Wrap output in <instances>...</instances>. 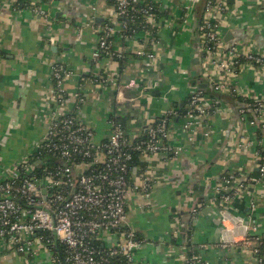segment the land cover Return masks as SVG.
Masks as SVG:
<instances>
[{
	"label": "crops",
	"instance_id": "1",
	"mask_svg": "<svg viewBox=\"0 0 264 264\" xmlns=\"http://www.w3.org/2000/svg\"><path fill=\"white\" fill-rule=\"evenodd\" d=\"M30 2H38L50 19L35 16L26 7ZM156 5L161 8L154 29L159 40V63L158 68H146L129 51L137 44L135 37L141 36L138 32L130 40L115 39L112 53L123 55L117 63L110 56L92 63L98 47L93 29L113 20L110 8L97 0H0V154L2 148L10 153L0 162V178L46 134L54 64L73 72L64 82L67 103L63 109L72 111L78 104L77 116L94 130L95 141L108 136V113L122 121L128 135L143 136L144 127L167 109L186 107L192 92L189 74L194 67L197 79H201L198 65L193 63L198 48L192 35L201 15L200 5H192L189 0H161ZM96 18L101 21L96 22ZM214 20L220 25L223 39L227 32L232 35L224 41L225 46H249L264 57V0H228V10ZM261 68L244 64L230 79L243 101L260 99L264 103ZM107 69L116 78L118 89L93 81L94 71L103 73ZM141 73H145L143 82ZM131 82L137 87L126 88ZM114 89H121L126 98L115 100ZM80 95L82 103H78ZM222 108L217 114L202 117L193 131L175 122L169 141L184 151L176 157L160 154L151 158L149 172L156 178L151 206H127V222L144 240L136 251L135 264H183V257L165 256L175 212L185 214L192 244L186 250L198 254L206 264H256L238 243L246 227H255L264 237V178L245 184L225 204L211 205L208 199L223 176L231 175L239 182L259 177L257 166L264 156V108L253 127L238 122L234 106L225 103ZM194 207L200 210L190 223L187 214ZM225 241L228 247L222 248ZM0 248V264H49L47 253L29 262Z\"/></svg>",
	"mask_w": 264,
	"mask_h": 264
},
{
	"label": "built area",
	"instance_id": "2",
	"mask_svg": "<svg viewBox=\"0 0 264 264\" xmlns=\"http://www.w3.org/2000/svg\"><path fill=\"white\" fill-rule=\"evenodd\" d=\"M97 1L106 6L108 0ZM160 1L114 0L110 7L107 6L113 20L93 29L98 47L92 55V63L96 64L106 56L117 63L123 55L112 53L113 43L117 37L130 40L132 35H126V32L136 25L142 29L141 36L135 37L137 44L129 51L143 61L146 68H158L156 50L159 40L146 27L155 28V20L159 17L154 4ZM189 1L192 5L200 2ZM137 2L143 6L135 8L133 5ZM26 7L45 21L50 19L38 2H30ZM92 9L97 10L96 7ZM227 10L228 0H205L202 6L204 19L196 45L202 82L221 95L237 97L239 90L230 79L236 77L244 64L264 68V57L250 50L249 46H225L220 25L214 17ZM144 74H140L141 80ZM50 76L54 86L46 134L30 153L7 167L0 178V246L29 262L47 253L49 264H135L136 251L144 240L129 226L127 206L131 203L141 209L151 206L156 186V178L149 172L151 158L160 154L176 157L184 151L180 146L173 147L169 141L175 122L179 121L182 129L192 128L193 131L202 117L219 113L224 110L223 105L219 100L209 99L203 90L192 89L184 114L179 107L167 109L156 121L144 127L143 136L128 135L121 120L114 113H108V136L95 141L94 130L77 116L79 105L72 111L63 109L67 103L64 82L73 76L72 70L54 64ZM91 76L98 84L109 83L118 89L116 78L109 69L103 73L94 71ZM125 87L133 89L137 84L131 82ZM115 95V100L126 98L121 89L115 90ZM81 97L77 98L78 103H82ZM263 108L262 100L245 99L237 110L238 122L256 126ZM39 151L57 160L55 166H41L42 176L35 173L29 163L31 156ZM133 154L144 163V168L132 167ZM257 170L258 178L249 177L244 182L231 175L220 178L209 196V203L225 204L245 184L257 183L264 178V156ZM189 213L190 223H193L199 209L194 207ZM172 221L169 241L165 243L166 258L183 257V264H206L195 252L170 242L179 235L178 212L172 215ZM246 228L238 244L253 256L256 264H261L264 237L257 234L255 227ZM221 246L226 248L228 243L225 241ZM2 252L0 248V257Z\"/></svg>",
	"mask_w": 264,
	"mask_h": 264
},
{
	"label": "trees",
	"instance_id": "3",
	"mask_svg": "<svg viewBox=\"0 0 264 264\" xmlns=\"http://www.w3.org/2000/svg\"><path fill=\"white\" fill-rule=\"evenodd\" d=\"M113 2H114V0H108L105 3H106V6L110 7L113 4ZM156 4H158V3L154 4V7H155L154 10H155V13L158 14V12L160 13L161 8L158 7L159 5H156ZM133 6L135 8H139L140 6H143V4L140 3V2H137ZM200 7H199L200 12H201L200 18L197 19V21H195V23L193 25V29H192V35L194 37L195 44H197V38H198V35H199V30H200L201 25L203 24V19H204L202 6H200ZM195 11L196 12L198 11V7H195L194 12ZM146 29H148L150 34L154 36V31H155L154 27L151 28V27L147 26ZM141 30L142 29L138 28L136 25H132L131 28L126 32V35L130 36V35H132L133 33H136V32L141 33L142 32ZM197 57L200 58L198 52H197ZM119 65H120V63H119ZM203 91H204L203 93L205 94V96H207L209 99L219 100L221 105H225V103H229V105H232L235 108L239 109L244 104V101L241 99V97H238V96L237 97H228V96H225V95H221V94L215 92L210 86H207V88L205 90H203ZM187 104H188V100H187ZM187 104H186V107H187ZM186 107L185 108L184 107L180 108V112L182 114L185 113ZM249 117H251L250 114H249ZM121 123H122V121H121ZM29 163L33 167V171L35 173H37L38 175L42 176V170H41L42 167L41 166L42 165L43 166H50V167L55 166V165H57L56 164L57 160L54 159L53 157L49 156L48 154H45V153L39 151V152H35L31 156V158L29 160ZM132 167H135V168H141L142 167V168H144V163H140L138 161V156L136 154L135 155L133 154ZM184 215L185 214L182 213V215L180 217L179 226H178V231H179L178 237L170 239V242L174 246L179 247L181 249L182 248H186L187 249V247H189V245H190V242H189V228L186 225V222H185V219H184ZM263 244H264V242H263ZM263 244L261 246V253H260L261 257H264ZM95 246H97V247H99L101 249H104V247L101 246L100 244H96ZM188 255H189V253H188ZM261 264H264V260L262 261Z\"/></svg>",
	"mask_w": 264,
	"mask_h": 264
},
{
	"label": "water",
	"instance_id": "4",
	"mask_svg": "<svg viewBox=\"0 0 264 264\" xmlns=\"http://www.w3.org/2000/svg\"><path fill=\"white\" fill-rule=\"evenodd\" d=\"M204 2H205V0H200L199 5L200 6H203L204 5ZM95 21L96 22L97 21L99 22V21H101V18H96ZM231 36H232L231 33L230 32H227L225 34L224 41L225 42L228 41L231 38ZM193 63L195 65H198V70H199V58L198 57L196 59H194ZM189 76H190L191 79L189 80L188 83H189V87L191 89H201V90H205L206 89L207 84L201 82V79L200 80L197 79L198 78V75H197V72H196L195 67L191 70ZM199 77H200V75H199ZM205 211H207V210H204V212Z\"/></svg>",
	"mask_w": 264,
	"mask_h": 264
},
{
	"label": "rangeland",
	"instance_id": "5",
	"mask_svg": "<svg viewBox=\"0 0 264 264\" xmlns=\"http://www.w3.org/2000/svg\"><path fill=\"white\" fill-rule=\"evenodd\" d=\"M142 82H143V80H142ZM139 84H141V83H138V85ZM1 154H0V162H3V161H5V158H4V156H6L7 154H10L9 153V151L8 150H6V149H3L2 148V150H1ZM3 156V157H2ZM216 186V184L212 187V189H211V194H212V192H213V188ZM210 194V195H211ZM195 208H198V207H195ZM199 210H200V208H198ZM180 214V217H181V215H182V213L180 212L179 213ZM188 215V214H187ZM189 216V215H188ZM173 222V221H172ZM173 224V223H172ZM190 245H192L191 243H190Z\"/></svg>",
	"mask_w": 264,
	"mask_h": 264
}]
</instances>
